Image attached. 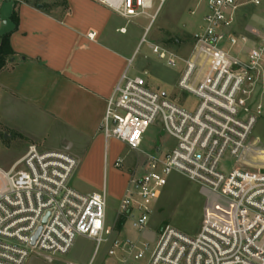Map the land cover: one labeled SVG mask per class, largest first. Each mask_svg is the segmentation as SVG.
<instances>
[{
  "label": "built area",
  "instance_id": "obj_1",
  "mask_svg": "<svg viewBox=\"0 0 264 264\" xmlns=\"http://www.w3.org/2000/svg\"><path fill=\"white\" fill-rule=\"evenodd\" d=\"M94 1L128 20L143 15L154 20L164 0L154 15L155 0ZM202 1L206 13L179 82L197 99L196 108L152 90L147 71L129 75L134 59L106 102L101 131L107 141L139 152L155 126L177 141L172 150L145 154L119 205L118 218L136 235L113 243L109 255L116 264H264V160L251 140L264 119L258 97L264 86V0ZM247 9L253 10V25L241 31L242 20L250 19ZM150 48L169 67L181 60L160 46ZM121 166V160L115 162ZM77 168L73 156L34 144L9 168L0 167V264H26L34 253L65 256L78 237L93 240L97 248L105 242L107 193L84 194L72 187ZM173 174L221 201L196 236L166 226L146 242L154 205Z\"/></svg>",
  "mask_w": 264,
  "mask_h": 264
},
{
  "label": "crops",
  "instance_id": "obj_2",
  "mask_svg": "<svg viewBox=\"0 0 264 264\" xmlns=\"http://www.w3.org/2000/svg\"><path fill=\"white\" fill-rule=\"evenodd\" d=\"M6 1L9 9L2 15ZM60 2L65 5L54 6L46 12L21 0H0L1 34L14 31L11 17L14 11L19 15L18 29L11 37L16 63L0 73V100L5 110H12L20 101L39 106L53 124L62 127L65 141L58 148L48 150L37 146L76 158L75 178L90 185L82 186L84 194L105 191L108 201L109 195L114 199L118 212L139 166L131 171L123 186H106L103 176L110 169L111 161L109 141L101 125L106 102L134 59L145 34L130 40L127 38L130 32L123 22L126 18L94 0ZM201 3L204 2L199 0L196 11L192 12L199 14L195 31L206 13V6L199 13ZM93 34L96 37L91 39ZM149 233L148 228L143 238Z\"/></svg>",
  "mask_w": 264,
  "mask_h": 264
},
{
  "label": "rangeland",
  "instance_id": "obj_3",
  "mask_svg": "<svg viewBox=\"0 0 264 264\" xmlns=\"http://www.w3.org/2000/svg\"><path fill=\"white\" fill-rule=\"evenodd\" d=\"M48 6L56 3L55 0H44ZM199 0H164L154 20L148 16H139L126 19L127 38L144 36L146 42L140 44L133 65L129 70L131 76H144L152 90H159L167 99L189 110L196 108L197 99L179 88V82L185 70V60L190 58L194 48L193 33L198 20V15L192 14ZM160 1L155 0L154 15L160 6ZM8 1L4 4L2 15L8 11ZM199 13L205 11V4L201 3ZM246 19L242 28L248 24L253 25L252 9H247ZM203 22V21H202ZM200 23V25L202 24ZM247 24V25H246ZM147 30V31H146ZM245 31V30H244ZM146 32V33H145ZM157 45L175 54L181 60L176 67H169L167 62L154 54L150 45ZM264 107V86L258 94ZM0 99L2 95L0 92ZM0 100V167L9 168L27 151L30 145H38L42 149L58 148L65 139V131L57 123L53 124L51 118L44 111L26 101L15 103V108L5 110ZM264 160V119H260L251 137ZM177 141L168 135L160 126L151 127L146 133L143 145L139 152L130 150L124 144L110 140L108 143L110 169L107 171L106 186H123L128 181L131 171L145 162L146 153L154 152L157 148L172 150ZM117 158L122 159V166L115 167ZM114 163V164H113ZM141 164V165H140ZM140 171H138L139 173ZM71 185L76 190L84 193L82 186H90L73 176ZM110 194V192H109ZM218 197L208 190L193 183L180 174L169 177L168 186L163 190V196L157 204L156 211L150 217V235L142 238L144 241H154L158 231L170 226L184 235L196 236L209 210L213 208ZM107 235L105 242L97 248L96 242L85 237H78L71 251L65 256H51L34 253L26 264H116V259L109 255L113 243L130 234L135 236L131 224L126 223L117 216V204L109 195L107 212ZM124 231V232H122ZM135 262L134 264H144Z\"/></svg>",
  "mask_w": 264,
  "mask_h": 264
},
{
  "label": "trees",
  "instance_id": "obj_4",
  "mask_svg": "<svg viewBox=\"0 0 264 264\" xmlns=\"http://www.w3.org/2000/svg\"><path fill=\"white\" fill-rule=\"evenodd\" d=\"M27 4H32L35 7H39L43 5V10L49 12L54 6L60 7L61 5H65L60 0H55L56 3L53 6H48L44 3V0H21ZM11 21L14 25V31L1 34L0 33V73L6 69L12 68L16 63V53L14 52L11 45V37L12 34L18 29L19 26V15L17 11H14Z\"/></svg>",
  "mask_w": 264,
  "mask_h": 264
},
{
  "label": "water",
  "instance_id": "obj_5",
  "mask_svg": "<svg viewBox=\"0 0 264 264\" xmlns=\"http://www.w3.org/2000/svg\"><path fill=\"white\" fill-rule=\"evenodd\" d=\"M42 8H43V6L40 5V6H39V9H42ZM45 222H46V219H45L44 223H45ZM41 231H42V229H40V230L37 232L36 236L33 238V240H32V246H35L36 241H37L38 237L40 236Z\"/></svg>",
  "mask_w": 264,
  "mask_h": 264
}]
</instances>
